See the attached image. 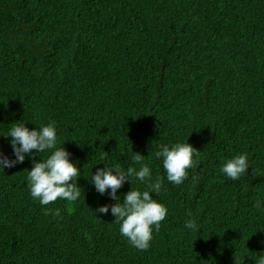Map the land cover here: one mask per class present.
I'll return each mask as SVG.
<instances>
[{
	"label": "trees",
	"instance_id": "obj_1",
	"mask_svg": "<svg viewBox=\"0 0 264 264\" xmlns=\"http://www.w3.org/2000/svg\"><path fill=\"white\" fill-rule=\"evenodd\" d=\"M18 123L54 124L81 195L46 206L32 198V158L51 150L0 171V264L264 257V0H0V153L9 159L6 135ZM176 143L199 151L180 185L155 155ZM135 153L153 181L163 178L150 195L167 209L147 250L121 235L110 208L95 211L147 183L129 177L118 201L91 183L97 168L139 170ZM240 154L247 174L230 180L220 168Z\"/></svg>",
	"mask_w": 264,
	"mask_h": 264
},
{
	"label": "clouds",
	"instance_id": "obj_2",
	"mask_svg": "<svg viewBox=\"0 0 264 264\" xmlns=\"http://www.w3.org/2000/svg\"><path fill=\"white\" fill-rule=\"evenodd\" d=\"M6 136L12 138L10 144L15 159H9L0 153V171L2 172L5 168L23 163L25 155L28 154L31 157L33 150L36 154L51 150V154L45 160L37 161L32 158L33 167L28 171L27 181L33 199L39 200L41 205L46 206L58 198L74 202L80 197L81 191L76 184L80 170L73 162H70L69 152L63 147H55L57 137L53 123L33 130L25 127L24 123H18ZM194 154L198 155L199 151L188 143H176L171 148L162 145L161 150L155 153L157 158L162 159L167 180L175 185H180L187 178L186 170L196 163L193 160ZM143 159L144 156L139 153H135L132 157L133 163H141ZM248 167L247 156L240 154L228 159L220 168V172L230 180H238L247 174ZM132 176L141 182H146L148 190L141 192L131 189L125 194L123 203L116 202L113 205L100 206L95 211L107 214L110 208L115 222L120 225L121 235L138 250H147L152 240L153 226L156 231H159L160 222L167 214L166 207L150 195L152 192L159 194L163 178L157 176L153 181L149 166L141 163L139 170L130 165L126 172L108 166L97 168L91 175V183L101 195L110 189L108 195L111 199L118 201L117 190L125 181H130L129 177ZM255 206L260 207V202L257 201ZM55 214L59 215V209L55 211ZM185 227L196 231L199 226L194 220L189 219L185 222ZM257 264H264V257H261Z\"/></svg>",
	"mask_w": 264,
	"mask_h": 264
}]
</instances>
